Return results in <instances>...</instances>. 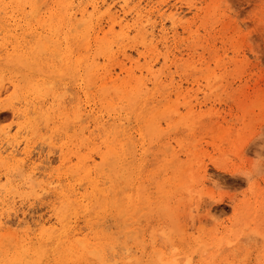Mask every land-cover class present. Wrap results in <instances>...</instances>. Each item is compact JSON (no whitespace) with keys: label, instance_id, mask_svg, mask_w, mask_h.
Here are the masks:
<instances>
[{"label":"rangeland","instance_id":"374dc122","mask_svg":"<svg viewBox=\"0 0 264 264\" xmlns=\"http://www.w3.org/2000/svg\"><path fill=\"white\" fill-rule=\"evenodd\" d=\"M102 1L0 0V264L55 221L59 196H87L78 158L94 160L104 204L71 227L100 264H264V0H127L113 32ZM105 1L110 14L122 5ZM58 12L76 29L60 30ZM126 71L127 89L142 83L149 97L148 123L128 114ZM119 118L130 180L98 158L105 136L118 148Z\"/></svg>","mask_w":264,"mask_h":264},{"label":"bare ground","instance_id":"6f19581e","mask_svg":"<svg viewBox=\"0 0 264 264\" xmlns=\"http://www.w3.org/2000/svg\"><path fill=\"white\" fill-rule=\"evenodd\" d=\"M121 2H122V5L119 6V10L118 11L116 10V12L112 13V14H110L112 7L110 8L108 5H106L107 2L105 0H103L101 2V4L103 6H106L105 13L108 16L107 26H108L109 32H113L115 30L116 26L121 27L122 22H124L121 19H123V20L126 19L127 12L125 9H126V7H128L127 6L128 3H127V0H121ZM108 3H109V1H108ZM102 7H100V8H102ZM87 8L84 7L79 12L80 21H81L79 24L86 23L85 19H86V14H87ZM91 8L94 12H96L99 8V6L97 5V2L92 4ZM135 9H137V8H135ZM168 9L169 8H167V10ZM132 10H134V9H132ZM173 11H174V9H173ZM174 14H175V12H174ZM177 15L175 14V16H177ZM96 16H97V14H96ZM75 18L76 17L74 14L67 15L65 13L63 15V14H60L58 12L57 14H54L52 16L51 21H53V23L55 25H57L60 30L65 29V27H69V26H71L75 30L76 25L73 23V20H75ZM128 18L131 19V17H128ZM148 19L149 18H147V20ZM125 26H126V24H125ZM155 27L156 26L150 25V23H149V24H146L144 27L141 28V30L144 31L143 32L144 33L143 34L144 39L150 38L153 40V38L155 37V35H154ZM131 29H132V27H131ZM128 30H129V28H128ZM93 33L98 35L100 33H103V29L99 28L98 31H95V29H94ZM146 33H148V36L145 35ZM124 35L127 36L128 34L125 32ZM141 38H142V36H141ZM122 41H123V39H122ZM157 41H159L158 38H157ZM139 44H141V43H139ZM100 46H101L102 50L105 51V49L102 47V45H100ZM141 49L142 48H140V50ZM126 53L125 52L123 53V58L126 60L130 59L129 58L130 55L128 56ZM121 61H122V59H121ZM68 62H70V58H69ZM96 65H98L97 60L95 58H92V61H88V60L84 61V63L82 64V68H83V71L85 72V74L90 76L91 74H94V67ZM71 67L73 69L74 65ZM120 72L125 73L124 72V66H122L120 68ZM126 77H127V80H126V82H124L125 84L123 83L125 85V86H123V101H125V104L128 108V111H129L128 114H129V116H135V117L137 114H140L141 120H142L141 122H144V123L147 122L148 123V121H150V119L148 118V114H147V110L149 109V104H148V98L149 97L147 94H144L143 98L139 97V95H141L140 93L142 92V90L144 88L142 83L137 84L136 90L133 89V91L130 92L127 89L128 87H126V85L129 84L130 79L132 78V75L127 73V71H126ZM108 78H109V83H110V81H111V83L114 82V80H112L111 75ZM0 82H1V77H0ZM109 83L105 82V83H103V85L107 86ZM112 88L114 90H118V87L115 85V83H113ZM118 92H120V90ZM117 120H118V124L116 125V128H118L117 129L118 132L121 133L122 140L120 139L118 141V143L116 144V146H118V148L115 146L113 148H111L110 146H108L109 137L105 136V139L103 140V143L105 145V152L104 153H102V152L98 153V158L100 159L101 164L108 167V169L112 172V174L115 178H117L121 175H127V177L130 180L133 176V171L136 170V167L134 166V161H133V159L129 153V149L131 148V144H132V138L130 137L131 134H129L128 131L126 132L125 130H123L125 128L122 127L123 123L126 122L127 119L119 118ZM150 129H151V126L148 125L147 131L148 130L150 131ZM107 134H108V131H105V135H107ZM88 135H91V132H88ZM89 138L90 137H88V139ZM11 148L13 149V147H11ZM12 149L9 152L10 155L15 154V152H14L15 150L14 149L12 150ZM9 153H7V154H9ZM17 155H19V154L17 153ZM0 156H1V153H0ZM12 157H14V156H12ZM78 161L83 166L84 172H83L82 181L84 182L85 188L88 191L87 196L86 197L80 196L78 200H72L71 197H69V196H64V195L59 196L58 199H60L59 200L60 201V208H59V210H57V212L56 211L53 212L55 221L53 223L49 224L47 228H45V224H43L40 235L36 239L32 240V239L25 238L16 244L15 253H14L13 258L11 259L13 264H28L27 262L29 260H32L34 264H100L98 261L102 262V259L98 258L96 256L98 254L97 253L98 251L96 249H91V247L88 245V243L82 242L81 240H78L77 234H75L73 232V229L71 227L72 217H75L78 214H81L89 221V220H91L92 216H99L103 213L102 207L104 204V195L102 193V190L99 188V183L96 181V179L93 176V172L91 171L92 170L91 167L95 166L94 160H91V164L82 158H78ZM33 175L34 174H32V173L28 174V181L33 178ZM29 184L35 185L32 182H30ZM37 186L41 188L40 190H45L44 187H41L40 185H37ZM10 190L12 191V189H10ZM137 192L138 191H136L135 188H133V190H130V193H129L130 198H134L135 196L142 197ZM146 201H148V200H146ZM125 203H127V205L124 204L125 208H126L129 206L128 205L129 203L128 202H125ZM135 206L136 205L132 206V208H134ZM5 212H4V214H5ZM0 222H1V219H0ZM56 226H59L60 228L57 230ZM93 228L95 229V226H93ZM121 252H122V250H121ZM109 253H107V254L110 255ZM116 256H117V254H116ZM118 258H119V256H118ZM125 259H127V258H125ZM113 261L115 262L116 260H113ZM106 262H108V260L105 261L104 263H106ZM179 264H184V261H182V259H180Z\"/></svg>","mask_w":264,"mask_h":264}]
</instances>
